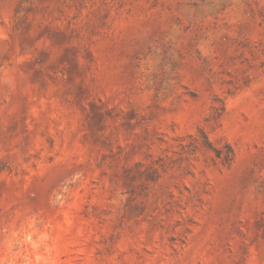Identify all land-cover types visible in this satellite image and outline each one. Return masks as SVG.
I'll return each instance as SVG.
<instances>
[{
	"label": "rangeland",
	"instance_id": "rangeland-1",
	"mask_svg": "<svg viewBox=\"0 0 264 264\" xmlns=\"http://www.w3.org/2000/svg\"><path fill=\"white\" fill-rule=\"evenodd\" d=\"M0 264H264V0H0Z\"/></svg>",
	"mask_w": 264,
	"mask_h": 264
},
{
	"label": "trees",
	"instance_id": "trees-1",
	"mask_svg": "<svg viewBox=\"0 0 264 264\" xmlns=\"http://www.w3.org/2000/svg\"><path fill=\"white\" fill-rule=\"evenodd\" d=\"M28 0H21V3L24 4L25 2H27Z\"/></svg>",
	"mask_w": 264,
	"mask_h": 264
}]
</instances>
